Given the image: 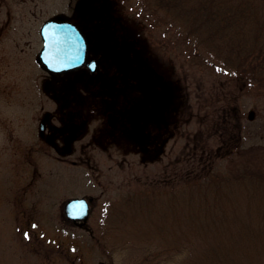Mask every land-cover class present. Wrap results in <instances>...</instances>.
Segmentation results:
<instances>
[{"label":"rangeland","instance_id":"374dc122","mask_svg":"<svg viewBox=\"0 0 264 264\" xmlns=\"http://www.w3.org/2000/svg\"><path fill=\"white\" fill-rule=\"evenodd\" d=\"M55 15L74 22L113 15L137 49L166 69V131L156 136L153 129L146 151L130 141L135 146L128 150L101 152L100 164L85 171L55 165L34 169L26 161L19 171L10 164L0 133V264H188L198 242L181 240L168 248L147 211L134 204L145 207L147 197L150 211H170L169 194L187 195L184 187L202 171L230 168L264 175V85L215 66L143 0H0V21L10 16L12 29L6 32L16 33L17 50H30L21 34L29 22ZM5 42L0 51L11 55V39ZM36 171L41 179L30 188H15L21 186L17 177L27 185ZM76 196L93 198L84 228L63 213L64 202ZM156 197L159 208L151 202Z\"/></svg>","mask_w":264,"mask_h":264},{"label":"flooded vegetation","instance_id":"af4514ba","mask_svg":"<svg viewBox=\"0 0 264 264\" xmlns=\"http://www.w3.org/2000/svg\"><path fill=\"white\" fill-rule=\"evenodd\" d=\"M10 19L0 21V42L11 39L13 52L0 51V133L13 167L21 171L26 161L34 169L55 165L85 171L100 164L101 152L111 156L128 150L135 146L130 141L146 151L153 129L156 136L165 135L170 75L137 49L134 37L118 29L113 15L81 22L55 15L29 22L27 32H21L30 48L18 49L23 56H16V33L6 32L12 29ZM49 21L75 25L77 44L85 49L79 64L56 70L43 61L47 33L42 30ZM39 175L36 171L27 185L17 177L21 186L15 188L24 192ZM84 198L90 211L93 198ZM67 219L78 228L87 222Z\"/></svg>","mask_w":264,"mask_h":264},{"label":"trees","instance_id":"16d2710c","mask_svg":"<svg viewBox=\"0 0 264 264\" xmlns=\"http://www.w3.org/2000/svg\"><path fill=\"white\" fill-rule=\"evenodd\" d=\"M143 1L174 23L215 66L264 85V0ZM201 173L184 187V197L169 194L170 211H150L147 197L145 207H134L147 211L168 248L198 242L188 264H264V175L230 168ZM151 202L161 205L160 197Z\"/></svg>","mask_w":264,"mask_h":264},{"label":"water","instance_id":"95a60500","mask_svg":"<svg viewBox=\"0 0 264 264\" xmlns=\"http://www.w3.org/2000/svg\"><path fill=\"white\" fill-rule=\"evenodd\" d=\"M42 32L47 34L44 36L45 44L41 58L51 68L59 70L82 61L85 49L83 44H77L80 35L74 24L49 21L44 25ZM248 117H253V111H249ZM88 208L86 198L73 197L64 202L63 213L72 221L85 222L89 214Z\"/></svg>","mask_w":264,"mask_h":264}]
</instances>
